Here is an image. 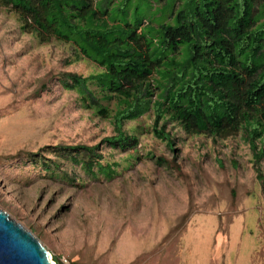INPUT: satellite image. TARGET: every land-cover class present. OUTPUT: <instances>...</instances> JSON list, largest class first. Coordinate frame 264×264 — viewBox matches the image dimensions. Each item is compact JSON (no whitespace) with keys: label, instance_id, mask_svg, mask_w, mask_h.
Wrapping results in <instances>:
<instances>
[{"label":"rangeland","instance_id":"obj_1","mask_svg":"<svg viewBox=\"0 0 264 264\" xmlns=\"http://www.w3.org/2000/svg\"><path fill=\"white\" fill-rule=\"evenodd\" d=\"M21 27L16 13L0 8V210L40 241L51 262L264 264V195L240 137L217 147L207 137L184 135L176 123L168 126L183 139L175 147L186 175L181 179L153 156L173 159L152 132L151 109L124 127L137 138L135 148L101 146L102 164L116 165L114 178H88L54 148L98 145L114 135L112 119L84 108L58 77H89L101 69L76 58L70 44L41 42ZM101 105L114 115L115 101ZM22 152L60 162L57 175L69 171L82 179L71 185L50 178L38 157L36 167L29 158L10 160ZM215 184L228 185L222 191ZM186 210L189 217L182 221Z\"/></svg>","mask_w":264,"mask_h":264},{"label":"trees","instance_id":"obj_2","mask_svg":"<svg viewBox=\"0 0 264 264\" xmlns=\"http://www.w3.org/2000/svg\"><path fill=\"white\" fill-rule=\"evenodd\" d=\"M1 7L19 16L22 31L32 30L41 42L53 38L70 44L76 58L101 69L89 77H58L84 108L112 119L114 135L100 144L54 148L88 178H114L116 165L102 164L101 146L135 148L137 138L124 127L152 109V132L173 154L169 162L153 155L160 164L185 179L175 156L183 139L168 131L173 123L184 135L207 137L217 147L240 137L264 195V0H0ZM112 101L116 111L110 117L101 102ZM36 157L50 178L63 177L71 185L82 179L69 171L57 175L61 163L46 162L39 154L22 152L9 159ZM189 214L186 210L182 221Z\"/></svg>","mask_w":264,"mask_h":264},{"label":"water","instance_id":"obj_3","mask_svg":"<svg viewBox=\"0 0 264 264\" xmlns=\"http://www.w3.org/2000/svg\"><path fill=\"white\" fill-rule=\"evenodd\" d=\"M0 264H52L40 241L1 210Z\"/></svg>","mask_w":264,"mask_h":264},{"label":"bare ground","instance_id":"obj_4","mask_svg":"<svg viewBox=\"0 0 264 264\" xmlns=\"http://www.w3.org/2000/svg\"><path fill=\"white\" fill-rule=\"evenodd\" d=\"M52 264H54L53 262H51Z\"/></svg>","mask_w":264,"mask_h":264}]
</instances>
